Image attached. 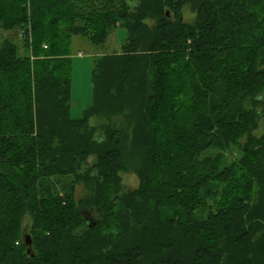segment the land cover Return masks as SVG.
I'll return each mask as SVG.
<instances>
[{
	"label": "trees",
	"instance_id": "1",
	"mask_svg": "<svg viewBox=\"0 0 264 264\" xmlns=\"http://www.w3.org/2000/svg\"><path fill=\"white\" fill-rule=\"evenodd\" d=\"M0 28V264H264V0H0ZM120 29L72 119L73 39Z\"/></svg>",
	"mask_w": 264,
	"mask_h": 264
},
{
	"label": "rangeland",
	"instance_id": "2",
	"mask_svg": "<svg viewBox=\"0 0 264 264\" xmlns=\"http://www.w3.org/2000/svg\"><path fill=\"white\" fill-rule=\"evenodd\" d=\"M140 0H128V5L131 9H135L139 5ZM187 21L194 20L195 14L190 7L184 10ZM10 38L19 44L22 49V40L18 31H4L0 28V40L3 38ZM127 39V32L124 29L116 30L108 39L105 47H96L85 37H76L72 43V78H71V110L70 116L72 119H80L84 112L93 104V59L96 56L103 54H114L122 52V45ZM98 123L97 118L91 120V125ZM262 132V124L255 134L259 135ZM235 155V154H234ZM94 163V157L89 158V165ZM122 184L127 189H137L139 186V178L134 171L129 170L126 173H121ZM85 193L84 185L81 183L77 185L76 197L80 199ZM87 215V214H86ZM93 218V217H92ZM91 218V219H92ZM90 219V220H91ZM30 220L27 218L24 222V228L29 226ZM29 229V228H28Z\"/></svg>",
	"mask_w": 264,
	"mask_h": 264
},
{
	"label": "water",
	"instance_id": "3",
	"mask_svg": "<svg viewBox=\"0 0 264 264\" xmlns=\"http://www.w3.org/2000/svg\"><path fill=\"white\" fill-rule=\"evenodd\" d=\"M26 247H27V253L33 257L34 256V249L32 246V239L28 235L26 236Z\"/></svg>",
	"mask_w": 264,
	"mask_h": 264
}]
</instances>
